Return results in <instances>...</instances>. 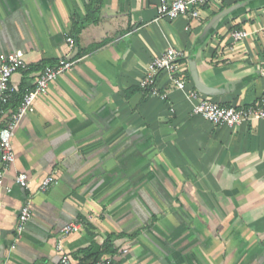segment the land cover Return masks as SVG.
<instances>
[{
	"label": "crops",
	"instance_id": "0c3cea01",
	"mask_svg": "<svg viewBox=\"0 0 264 264\" xmlns=\"http://www.w3.org/2000/svg\"><path fill=\"white\" fill-rule=\"evenodd\" d=\"M160 1L102 0L90 24L92 0H0V56L22 52L29 66L12 78L10 110L45 68L80 55L14 137L16 161L0 185V264H59V242L73 264H87V249L112 264H264V122L214 127L192 116L186 96L198 91L192 64L213 92L204 97L258 104L264 0H221L200 22L160 19ZM74 18L87 23L77 39ZM236 30L249 33L238 45ZM171 47L189 57L187 86L163 75L162 100L140 83ZM21 174L28 188L16 184ZM48 176L56 181L41 193ZM26 205L32 219L20 236ZM74 222L81 231L62 237Z\"/></svg>",
	"mask_w": 264,
	"mask_h": 264
},
{
	"label": "built area",
	"instance_id": "2783aa9c",
	"mask_svg": "<svg viewBox=\"0 0 264 264\" xmlns=\"http://www.w3.org/2000/svg\"><path fill=\"white\" fill-rule=\"evenodd\" d=\"M221 0H161L158 7L160 19L170 21L186 19L200 22L203 19V10L209 5L219 3ZM249 37V33L243 30H236L232 33L234 45L241 44ZM69 48H75V40H67ZM78 61L64 59L58 63L45 68L39 75L34 88L25 94L15 110L10 106L18 100L19 90L12 83L14 75L21 71H28L29 66L24 59L22 52L0 56V185L3 183L5 174L16 161L13 140L22 123L29 115L36 112V102L39 97L47 94L50 85L60 76L72 71ZM189 65L188 55L180 49L169 48L164 54L154 58L148 65L146 75L140 83V89L152 97L162 100L166 95L160 90V80L163 75L175 86L176 89L185 91L187 80L185 68ZM187 100L192 103V116L199 117L214 127L226 126L236 128L243 124L252 122H264V95L257 105L249 107L223 106L212 99L204 97L200 92L188 93ZM54 176H48L40 185L39 191L45 193L55 183ZM16 184L21 188H28V177L21 174L16 179ZM32 219L30 205L22 208L18 233H24L27 224ZM82 229V223L74 222L62 229V237L77 234ZM57 252L60 256L59 264H73L71 257L64 251L61 242L57 244ZM127 253V251H124ZM95 264H112L111 259L101 260Z\"/></svg>",
	"mask_w": 264,
	"mask_h": 264
},
{
	"label": "trees",
	"instance_id": "16d2710c",
	"mask_svg": "<svg viewBox=\"0 0 264 264\" xmlns=\"http://www.w3.org/2000/svg\"><path fill=\"white\" fill-rule=\"evenodd\" d=\"M102 0H92L90 6H89V12H90V24H95L97 23V18H96V13H97V7L101 4ZM87 26L86 22L80 21L78 18H74L73 20V30L71 33V36L75 39H77L79 37V35L81 34V32L83 31V29H85V27ZM80 55H77V57H79ZM73 58L72 60L75 61V59L77 58ZM106 248L110 249V245L109 243L106 244ZM81 254H83L85 256V260L87 262V264H95L97 263L101 258L100 256H94L91 255V251H89V249L87 250H82L80 252Z\"/></svg>",
	"mask_w": 264,
	"mask_h": 264
},
{
	"label": "water",
	"instance_id": "95a60500",
	"mask_svg": "<svg viewBox=\"0 0 264 264\" xmlns=\"http://www.w3.org/2000/svg\"><path fill=\"white\" fill-rule=\"evenodd\" d=\"M235 10L236 8L226 10L222 12L221 14H219L217 17H215L206 27L205 33L209 34L212 30H214L222 22V20H224L229 15H231ZM191 69H192V74H193V80L195 82L197 90L204 95L213 96L212 90H209L208 88H206V86H204L198 79L196 69L192 66V64H191Z\"/></svg>",
	"mask_w": 264,
	"mask_h": 264
}]
</instances>
